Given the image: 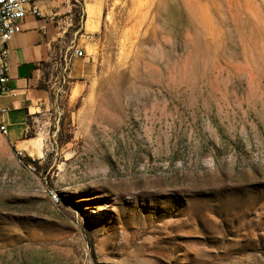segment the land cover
<instances>
[{"label":"rangeland","instance_id":"374dc122","mask_svg":"<svg viewBox=\"0 0 264 264\" xmlns=\"http://www.w3.org/2000/svg\"><path fill=\"white\" fill-rule=\"evenodd\" d=\"M54 5L25 156L0 133V264H264V0Z\"/></svg>","mask_w":264,"mask_h":264},{"label":"crops","instance_id":"0c3cea01","mask_svg":"<svg viewBox=\"0 0 264 264\" xmlns=\"http://www.w3.org/2000/svg\"><path fill=\"white\" fill-rule=\"evenodd\" d=\"M54 1L42 0V15H27L22 31L9 43V90L2 94L0 101L11 107L6 137L16 147L32 143L25 137L29 116L50 100L49 91L40 85L44 65L52 59L53 44L62 41L70 29L67 16H58L62 10L55 7ZM87 23L84 24L86 27ZM39 150L43 154L41 147Z\"/></svg>","mask_w":264,"mask_h":264},{"label":"built area","instance_id":"2783aa9c","mask_svg":"<svg viewBox=\"0 0 264 264\" xmlns=\"http://www.w3.org/2000/svg\"><path fill=\"white\" fill-rule=\"evenodd\" d=\"M41 1L0 0V100L2 94L9 90V43L16 34L22 31L23 20L27 15H42ZM74 55L77 57L86 56L85 49L79 46L76 47ZM10 111L11 107L2 105L0 101V133L5 136L8 133V114ZM17 154L20 158H23L25 150L17 147ZM51 198L60 203V199L54 188H51Z\"/></svg>","mask_w":264,"mask_h":264},{"label":"bare ground","instance_id":"6f19581e","mask_svg":"<svg viewBox=\"0 0 264 264\" xmlns=\"http://www.w3.org/2000/svg\"><path fill=\"white\" fill-rule=\"evenodd\" d=\"M243 25V24H242ZM49 194L51 195V188H49ZM56 194H57V196L59 197V199H60V195H59V193L57 192V190H56ZM54 201H56L55 199H53Z\"/></svg>","mask_w":264,"mask_h":264},{"label":"trees","instance_id":"16d2710c","mask_svg":"<svg viewBox=\"0 0 264 264\" xmlns=\"http://www.w3.org/2000/svg\"><path fill=\"white\" fill-rule=\"evenodd\" d=\"M25 137H26V138H31V136H28V135H26Z\"/></svg>","mask_w":264,"mask_h":264},{"label":"water","instance_id":"95a60500","mask_svg":"<svg viewBox=\"0 0 264 264\" xmlns=\"http://www.w3.org/2000/svg\"><path fill=\"white\" fill-rule=\"evenodd\" d=\"M28 159V158H27Z\"/></svg>","mask_w":264,"mask_h":264}]
</instances>
